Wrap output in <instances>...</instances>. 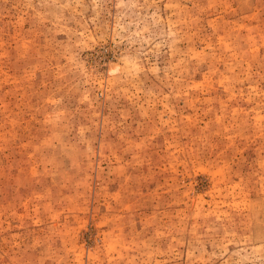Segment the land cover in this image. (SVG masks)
Masks as SVG:
<instances>
[{"label": "rangeland", "instance_id": "1", "mask_svg": "<svg viewBox=\"0 0 264 264\" xmlns=\"http://www.w3.org/2000/svg\"><path fill=\"white\" fill-rule=\"evenodd\" d=\"M0 264H264V0H0Z\"/></svg>", "mask_w": 264, "mask_h": 264}]
</instances>
